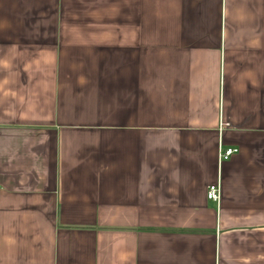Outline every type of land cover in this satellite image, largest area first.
Listing matches in <instances>:
<instances>
[{"label":"crops","instance_id":"crops-1","mask_svg":"<svg viewBox=\"0 0 264 264\" xmlns=\"http://www.w3.org/2000/svg\"><path fill=\"white\" fill-rule=\"evenodd\" d=\"M0 264H264V0H0Z\"/></svg>","mask_w":264,"mask_h":264},{"label":"built area","instance_id":"built-area-1","mask_svg":"<svg viewBox=\"0 0 264 264\" xmlns=\"http://www.w3.org/2000/svg\"><path fill=\"white\" fill-rule=\"evenodd\" d=\"M238 153L237 149H226L220 151L219 158L221 161H227L229 160L232 156L236 155ZM206 199L209 202L212 203H218L220 200V191L219 187L217 185H211L208 186L206 190Z\"/></svg>","mask_w":264,"mask_h":264}]
</instances>
